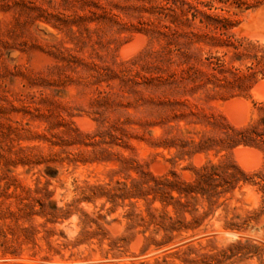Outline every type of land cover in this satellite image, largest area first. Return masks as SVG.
I'll use <instances>...</instances> for the list:
<instances>
[{"label":"rangeland","instance_id":"rangeland-1","mask_svg":"<svg viewBox=\"0 0 264 264\" xmlns=\"http://www.w3.org/2000/svg\"><path fill=\"white\" fill-rule=\"evenodd\" d=\"M263 5L0 0V264H264Z\"/></svg>","mask_w":264,"mask_h":264},{"label":"bare ground","instance_id":"bare-ground-1","mask_svg":"<svg viewBox=\"0 0 264 264\" xmlns=\"http://www.w3.org/2000/svg\"><path fill=\"white\" fill-rule=\"evenodd\" d=\"M251 19L262 28L264 27V5L259 8ZM256 25V26H257ZM252 95L257 100L264 99V81L255 85L252 90ZM227 112L231 115L235 124H243L246 121L247 105L243 102L229 101L225 106ZM242 111V112H239ZM248 117V116H247ZM234 153L238 158L239 164L245 169H253L257 165V155L255 150L250 147L238 146L234 149Z\"/></svg>","mask_w":264,"mask_h":264},{"label":"trees","instance_id":"trees-1","mask_svg":"<svg viewBox=\"0 0 264 264\" xmlns=\"http://www.w3.org/2000/svg\"><path fill=\"white\" fill-rule=\"evenodd\" d=\"M207 167H204V170ZM234 178L231 174H227L225 172H220L217 167L210 166L208 167V171L200 176L199 182H202L206 187H210L213 184V188L216 185H228L230 184V180Z\"/></svg>","mask_w":264,"mask_h":264}]
</instances>
